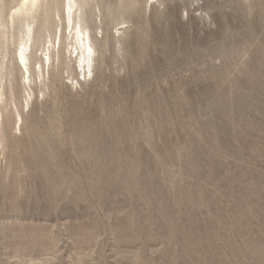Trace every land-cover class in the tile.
<instances>
[{
	"label": "rangeland",
	"instance_id": "rangeland-1",
	"mask_svg": "<svg viewBox=\"0 0 264 264\" xmlns=\"http://www.w3.org/2000/svg\"><path fill=\"white\" fill-rule=\"evenodd\" d=\"M19 1L0 0V264H264V0H76L86 79L64 0L8 24Z\"/></svg>",
	"mask_w": 264,
	"mask_h": 264
},
{
	"label": "bare ground",
	"instance_id": "bare-ground-1",
	"mask_svg": "<svg viewBox=\"0 0 264 264\" xmlns=\"http://www.w3.org/2000/svg\"><path fill=\"white\" fill-rule=\"evenodd\" d=\"M82 2L85 4L86 1L82 0ZM38 3H39V0H20L18 5L13 10L12 14L9 15L7 23L13 24L15 18L22 19V20L26 19L28 16H30V18H33V14L37 9ZM76 5H77L76 0H64V6H63L64 20H65L64 23H65V28L68 29L70 33H72L73 42L71 44V51H72L71 53H75L77 66L79 67L80 72L82 73L84 79H86V74L88 73V75H90L92 73L91 63L93 62V56H94L95 50L91 45L90 34L87 32L86 26L81 23V14L80 13L77 14L76 12L77 9H79L78 6L77 8H75ZM24 27L26 29L25 36L23 37V41L19 44V47L17 48L18 58L16 56V62L18 63V60H20V62L26 68L27 76L24 77L25 73L23 72V79H24V84L27 87V85L30 86V82H31V78H30L31 75H30L29 69L27 68V64H26V61H27L26 52L28 50V42L31 39L30 38L31 26L29 23H24ZM4 34L5 33L1 29V23H0V38ZM49 47L50 46L48 45L46 48H44V51L46 49V51L49 52ZM48 52L45 53L44 59L47 60V62L49 63L50 56ZM3 69H4V66L3 64H1L0 65V89H1V81H2L1 73L3 72ZM35 71L36 73L40 74V72H42V66L39 65L37 70L34 67V72ZM2 95H3V92L0 90V102L2 99ZM27 95L29 96L30 94L28 93ZM28 101H27V105H28ZM1 111L2 109L0 106V113H2ZM16 114H17L18 120H21L20 114L18 112ZM1 117H2V114H0V132H1V122H2Z\"/></svg>",
	"mask_w": 264,
	"mask_h": 264
}]
</instances>
